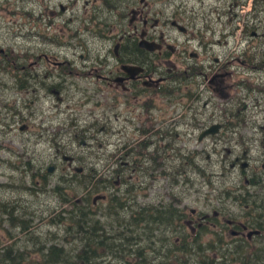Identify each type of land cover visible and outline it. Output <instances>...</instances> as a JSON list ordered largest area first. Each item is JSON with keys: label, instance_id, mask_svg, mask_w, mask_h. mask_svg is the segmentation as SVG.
Returning a JSON list of instances; mask_svg holds the SVG:
<instances>
[{"label": "flooded vegetation", "instance_id": "obj_1", "mask_svg": "<svg viewBox=\"0 0 264 264\" xmlns=\"http://www.w3.org/2000/svg\"><path fill=\"white\" fill-rule=\"evenodd\" d=\"M6 2L0 141L19 127L28 134L30 95L62 101L66 93L74 110L91 113L74 134L83 155L57 149L45 179L60 164L81 178L79 239L90 227L105 239L95 264H264V0H47L36 20ZM7 9L29 16L18 34L2 19ZM36 26L59 51L42 54L49 73L29 62ZM110 28L120 33L105 34ZM25 30L34 43L21 46ZM98 127L109 136L99 139ZM28 143L13 158L27 167H8L22 183L2 186L34 189L37 150ZM217 177L225 180L221 205L213 202Z\"/></svg>", "mask_w": 264, "mask_h": 264}, {"label": "rangeland", "instance_id": "obj_2", "mask_svg": "<svg viewBox=\"0 0 264 264\" xmlns=\"http://www.w3.org/2000/svg\"><path fill=\"white\" fill-rule=\"evenodd\" d=\"M20 4L21 7L26 12H31L34 14V20L39 18V15L44 14L46 11L47 0H7L6 7L13 9ZM84 11V9H83ZM5 20V24L7 29L12 32L20 33L19 29H21L20 24H24L29 16L23 14L22 11L18 10L16 13H8V9L6 10L5 17L2 18ZM111 32L105 31V34H118L120 33L118 28H110ZM28 32L27 30L22 31V37H17L16 39H20L21 46L26 44H33L29 38H26ZM239 35V34H237ZM7 37L12 40L7 41V46L11 45L14 42L13 34H7ZM32 39L36 40V44L32 45L30 50H34L33 53L37 57L32 58L29 62H32L35 68L43 71V73H49V65L46 60L43 58L42 54L47 53L49 56L59 52L56 48L52 49L49 45L44 43L45 40L49 39V30L46 27L36 26L32 29ZM238 36L236 37V39ZM18 43H15V45ZM19 45V44H18ZM100 46V43L96 40L91 43V49L94 52ZM52 51V52H51ZM19 52H25L24 49H18L16 47V55H19ZM39 56L42 57V60H38ZM38 62V64H37ZM5 97H10V103H13L14 97L10 94L5 95ZM62 101L58 100V96L52 95L49 97V94L45 92H41L36 96L30 95L27 96L28 105L31 104V110L34 112L36 119L31 120V124L29 125L28 134H25L23 131H20V127L16 128L15 131L10 132V134L0 141V252L3 254L5 252V248L8 245L13 243H17L16 250L14 253L22 251L25 246L31 243V248H29V252L33 253V256L36 257V249L39 248L38 241H44L50 239L49 245L57 244L63 247L67 251L79 250L81 245L79 235L75 233V230H71L73 225L70 221L63 220V222H59L56 224V220H58L57 215L65 209L66 211H71V204H63L60 202L62 198L58 195H54L53 188L56 187L58 183L65 185L64 194L70 193L67 197L73 198L72 202L77 204L79 198H82L86 194V188L81 185V178L76 176L77 174L74 172H64L63 164H60L57 171L50 175L48 185L44 186V180L39 177L46 176L48 164L54 158V154L57 149L61 151L67 152L68 155H83V148L80 147V138H74V134L79 131V123H81L82 118H87L88 115H91L87 109H77L74 110L73 106L74 102L70 101V96H67L66 93L63 94ZM33 102V103H32ZM71 106L69 109L68 106ZM13 108V106L11 107ZM90 108V107H89ZM12 110V109H10ZM8 112V110L6 111ZM5 112V113H6ZM95 113H100L96 111ZM27 116H29V112H26ZM26 123V121H25ZM22 126V124H21ZM100 127L96 128L97 137L101 140L107 138L109 134L100 133ZM8 131V129H7ZM17 135L20 138H17ZM29 137H31V145L33 149L36 147L37 152L34 154L36 165L35 170L37 171V182L33 186L32 177H28V183L32 184L34 187L32 191L25 190L23 186H17L16 188H8L6 183H22V181L17 180V178H13V175L10 171L15 168H25L27 166L22 167L21 164L19 167L17 166L19 163L13 162V158L17 157L25 151V147L29 145ZM97 145H93V152L97 153L96 150ZM92 152V149L91 151ZM92 160H95V156L92 155L90 157ZM4 162L5 164H3ZM79 165L77 164L76 167ZM8 167H11L8 170ZM6 173V174H4ZM17 173V172H16ZM18 174V173H17ZM13 181V182H12ZM64 181V182H63ZM65 181H71L75 184V186L68 190L69 186L72 187V184H67ZM217 183V187L219 190H215V200L213 202L215 205L218 203L217 199L220 195L223 194L222 183L225 184V180L222 177H217L215 179ZM68 182V183H71ZM53 192V193H52ZM76 195V196H75ZM203 193L199 192L198 197L202 196ZM11 202H14L12 205H9ZM218 204H222L219 202ZM80 206L79 204H77ZM9 206V208L15 211L17 216H21V219L29 222L32 227L30 231L34 233L27 235L23 233L20 229H12L10 227V223L6 222V215L2 212L3 207ZM7 209V208H6ZM64 219V216H62ZM77 216L73 217V220H76ZM106 215L102 219H111ZM70 219V218H69ZM67 219V220H69ZM40 238V240H38ZM63 239V240H62ZM225 240V238H224ZM37 241V242H36ZM33 243H38L36 246ZM35 252V253H34ZM127 254V253H126ZM125 256L122 253L117 258L122 260ZM133 258V257H131Z\"/></svg>", "mask_w": 264, "mask_h": 264}, {"label": "trees", "instance_id": "obj_3", "mask_svg": "<svg viewBox=\"0 0 264 264\" xmlns=\"http://www.w3.org/2000/svg\"><path fill=\"white\" fill-rule=\"evenodd\" d=\"M39 177L44 180V186L46 187L49 183L45 179V176L40 175ZM68 182L71 181H65V183L69 185L72 184V187L69 186L66 189L71 190L75 186V184L73 182ZM64 188L65 185L58 183L56 187L52 189L54 191V193H52L62 198L61 202H63V204H71L72 210L66 211L65 209H63L60 214L57 215L58 220H56L55 222L56 224H59V222H63V220L70 221L73 227H76L75 233L78 235L81 231V220H77L79 216V206L76 203L72 202L73 198L67 197L68 195H70V193L66 195L64 194ZM2 212H4L7 216L6 222L10 223V227L12 229H20L27 235L34 233L33 231H30L32 227L30 226L29 222L22 220L21 216H17L15 211H13L12 208L10 209L9 206L3 207ZM62 216H64V219H62ZM75 216H77L75 218L76 220H73L72 218ZM71 230L74 229L72 228ZM94 233H96V230H92L90 227L85 236L82 238L80 237V240L82 242H86L87 247L82 251L78 250L77 252L76 250L67 251L57 244L49 245V241H51L50 239L38 241L40 242L39 248L35 250L36 253L34 252L36 257L33 256L32 252H29V248H31L32 246L31 243H28L22 251L15 254L14 251L16 250L17 245V243L15 242L11 245H8L5 248V252L3 254H1L0 252V264H95L99 257L103 255L101 250H97V245H101L102 241H104L105 239H99L97 236L95 237ZM38 240H40V238H38ZM33 244H35L36 246L38 245V243ZM117 253L118 256L122 254L121 252ZM118 263L126 264L125 261H123L122 263L119 261Z\"/></svg>", "mask_w": 264, "mask_h": 264}, {"label": "water", "instance_id": "obj_4", "mask_svg": "<svg viewBox=\"0 0 264 264\" xmlns=\"http://www.w3.org/2000/svg\"><path fill=\"white\" fill-rule=\"evenodd\" d=\"M53 171H54V167H50V168H48V172H49V173H53Z\"/></svg>", "mask_w": 264, "mask_h": 264}, {"label": "bare ground", "instance_id": "obj_5", "mask_svg": "<svg viewBox=\"0 0 264 264\" xmlns=\"http://www.w3.org/2000/svg\"><path fill=\"white\" fill-rule=\"evenodd\" d=\"M61 202V201H60ZM63 240V239H62Z\"/></svg>", "mask_w": 264, "mask_h": 264}]
</instances>
